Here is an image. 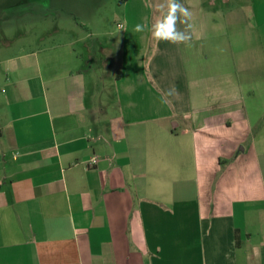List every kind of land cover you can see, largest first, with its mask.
<instances>
[{"label":"crops","instance_id":"crops-1","mask_svg":"<svg viewBox=\"0 0 264 264\" xmlns=\"http://www.w3.org/2000/svg\"><path fill=\"white\" fill-rule=\"evenodd\" d=\"M177 2L188 40L139 10L102 63L0 41V264H264V19Z\"/></svg>","mask_w":264,"mask_h":264},{"label":"rangeland","instance_id":"rangeland-1","mask_svg":"<svg viewBox=\"0 0 264 264\" xmlns=\"http://www.w3.org/2000/svg\"><path fill=\"white\" fill-rule=\"evenodd\" d=\"M209 1L212 4H208V7L222 11L242 7L248 10L249 19L254 23L260 24L264 19V0H227L226 3L206 0L207 3ZM168 7L169 0H0V41L6 35L20 46L28 43L49 45L75 42L76 48L86 58L83 44L87 43L95 58L102 63L106 57L101 47L106 51L115 48L116 59L119 51H122L123 33L127 29L125 14L134 15L139 10H163ZM89 79L91 89L104 91L110 88L109 74L102 67L89 74ZM256 93L255 90L254 96L253 93L248 96L261 102V97ZM248 115L254 118L259 114L249 112ZM258 121L264 123V118L260 116ZM253 131L256 133L257 129Z\"/></svg>","mask_w":264,"mask_h":264},{"label":"clouds","instance_id":"clouds-1","mask_svg":"<svg viewBox=\"0 0 264 264\" xmlns=\"http://www.w3.org/2000/svg\"><path fill=\"white\" fill-rule=\"evenodd\" d=\"M179 11L184 17L190 15L188 9L184 8L177 0H169V10L167 16L162 22L157 21L155 25L152 26V36L159 40H167L170 42H181L189 39L181 33L175 31L174 24L177 19L176 13ZM136 31H142L143 26L137 24L135 26Z\"/></svg>","mask_w":264,"mask_h":264},{"label":"built area","instance_id":"built-area-1","mask_svg":"<svg viewBox=\"0 0 264 264\" xmlns=\"http://www.w3.org/2000/svg\"><path fill=\"white\" fill-rule=\"evenodd\" d=\"M120 27H122V26H120ZM97 158H92V160H91V165H89V166H94V165H96L97 164Z\"/></svg>","mask_w":264,"mask_h":264},{"label":"trees","instance_id":"trees-1","mask_svg":"<svg viewBox=\"0 0 264 264\" xmlns=\"http://www.w3.org/2000/svg\"><path fill=\"white\" fill-rule=\"evenodd\" d=\"M239 245V243H237Z\"/></svg>","mask_w":264,"mask_h":264}]
</instances>
